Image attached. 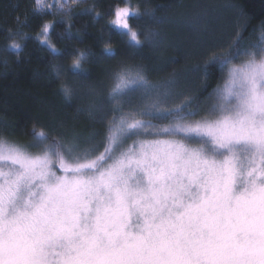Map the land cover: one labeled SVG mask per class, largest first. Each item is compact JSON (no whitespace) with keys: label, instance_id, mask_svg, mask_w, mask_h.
<instances>
[{"label":"snow or ice","instance_id":"1","mask_svg":"<svg viewBox=\"0 0 264 264\" xmlns=\"http://www.w3.org/2000/svg\"><path fill=\"white\" fill-rule=\"evenodd\" d=\"M79 3L35 0L33 12L68 22ZM95 15L134 45L160 39L133 31L138 2ZM53 23L35 38L56 53ZM243 29L197 66L207 107L176 103V79L153 82L137 65L90 101L102 133L0 135V264H264V24L255 42ZM104 51L114 56L111 43Z\"/></svg>","mask_w":264,"mask_h":264},{"label":"trees","instance_id":"2","mask_svg":"<svg viewBox=\"0 0 264 264\" xmlns=\"http://www.w3.org/2000/svg\"><path fill=\"white\" fill-rule=\"evenodd\" d=\"M137 2L145 15L134 20L133 27L146 37L158 33L155 45L146 39L137 46L126 36L110 34L107 21L95 15L106 14L119 0H81L68 22L34 13L35 0H0V135L11 132L12 139L27 144L34 126L51 135L102 133L104 125L88 114L90 101L107 95L115 72L137 65L153 82L176 79L181 93L176 103L192 96L193 104L203 107L208 101L196 69L204 54L227 46L238 22L244 25V43L257 41L264 24V0H132ZM46 21H54L49 32L59 52L35 38ZM21 22H26V37L18 34ZM13 41L21 45L18 52L10 47ZM106 43H111L114 56L104 51ZM79 50L87 57L77 71L70 61ZM216 82L212 77L207 91ZM62 85L71 89V99H66Z\"/></svg>","mask_w":264,"mask_h":264},{"label":"clouds","instance_id":"3","mask_svg":"<svg viewBox=\"0 0 264 264\" xmlns=\"http://www.w3.org/2000/svg\"><path fill=\"white\" fill-rule=\"evenodd\" d=\"M136 29L135 28H133V31H135ZM127 37V36H126ZM127 39H128V37H127ZM13 43V42H12ZM11 43V44H12ZM81 52H85V51H83V50H79L78 51V53H77V55L70 61V66L71 65H73V64H78L79 65V67L77 68V71H79L81 68H82V66H83V64H84V62H85V60H86V57H87V53H86V55L85 56H81ZM54 72H58V69L56 68V66H54ZM65 88H69L68 86H64L63 88H62V92L64 93V91H65ZM70 89V88H69Z\"/></svg>","mask_w":264,"mask_h":264},{"label":"rangeland","instance_id":"4","mask_svg":"<svg viewBox=\"0 0 264 264\" xmlns=\"http://www.w3.org/2000/svg\"><path fill=\"white\" fill-rule=\"evenodd\" d=\"M80 1H81V0H80ZM47 2H48V3H51V2H52V0H47ZM74 5H75V4H73V5H72V7H73ZM208 103H209V101H208V102H206V104H205V105H204L202 108H204V107H207Z\"/></svg>","mask_w":264,"mask_h":264}]
</instances>
